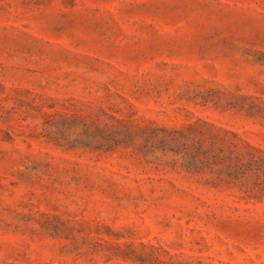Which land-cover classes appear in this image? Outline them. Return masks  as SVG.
Segmentation results:
<instances>
[{
  "label": "rangeland",
  "instance_id": "374dc122",
  "mask_svg": "<svg viewBox=\"0 0 264 264\" xmlns=\"http://www.w3.org/2000/svg\"><path fill=\"white\" fill-rule=\"evenodd\" d=\"M200 119L264 150V0H0V264H264Z\"/></svg>",
  "mask_w": 264,
  "mask_h": 264
},
{
  "label": "trees",
  "instance_id": "16d2710c",
  "mask_svg": "<svg viewBox=\"0 0 264 264\" xmlns=\"http://www.w3.org/2000/svg\"><path fill=\"white\" fill-rule=\"evenodd\" d=\"M190 129L202 130L203 128L215 129L225 136H215L210 144H206L204 140L186 139L184 143L173 139L172 151L178 154L186 153V163L189 168H197L200 170L209 169L217 176V181L226 184H237L250 188L251 181L255 185L260 182V173L264 174V159L258 157L257 152L264 153L255 147L246 139H242L235 131L219 127L215 124L201 120L197 125L189 126ZM181 138H186L185 134H180ZM219 142L224 143L218 145Z\"/></svg>",
  "mask_w": 264,
  "mask_h": 264
}]
</instances>
